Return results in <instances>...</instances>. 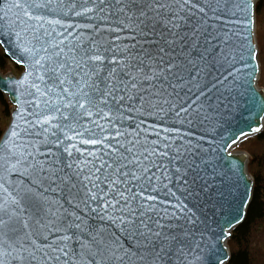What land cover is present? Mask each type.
<instances>
[{"label": "snow or ice", "instance_id": "1", "mask_svg": "<svg viewBox=\"0 0 264 264\" xmlns=\"http://www.w3.org/2000/svg\"><path fill=\"white\" fill-rule=\"evenodd\" d=\"M254 6L15 0L31 70L0 140V264H165L193 223L172 186L213 164L165 121L191 124L212 70L213 87L239 71L226 25L242 13L250 42Z\"/></svg>", "mask_w": 264, "mask_h": 264}, {"label": "water", "instance_id": "2", "mask_svg": "<svg viewBox=\"0 0 264 264\" xmlns=\"http://www.w3.org/2000/svg\"><path fill=\"white\" fill-rule=\"evenodd\" d=\"M14 2L0 0V9L3 10L0 12V40L4 41L0 46L7 58L22 70L17 75L13 71L4 72L0 66V92L11 104L9 121L0 140L13 122L17 109L13 94L21 100L28 99L27 91L19 81L31 70V57L22 50V46H27V38L23 41L16 38V33L23 35V32L17 23L20 10L14 7ZM254 5L250 42L247 39L248 23L242 13L230 16L229 19L236 22L226 25L235 33L236 58L233 63L239 71L222 85L213 87L216 79L222 78V73L226 75V71L224 68L219 72L212 70L203 82L207 85V94L197 102L201 108L191 124L187 121L180 123L171 115L165 121V127L178 128L182 134H190L185 135V139L199 143L213 161L212 167L202 173L203 179H198L190 190L172 186L176 196L187 206L185 211L193 223L181 221L187 235L181 233L178 247L170 249L165 264H226L231 257L228 239L234 228L244 221L252 200L254 177L248 170L251 157L245 150L232 151L231 148L244 137L259 134L264 128V87L258 84L257 0H254ZM78 22L85 21L82 18H65V23ZM18 122L23 124L22 120ZM233 140L237 142L225 150ZM9 178L18 179L15 175ZM241 214L243 219L237 223ZM226 233L230 235L226 236Z\"/></svg>", "mask_w": 264, "mask_h": 264}, {"label": "trees", "instance_id": "3", "mask_svg": "<svg viewBox=\"0 0 264 264\" xmlns=\"http://www.w3.org/2000/svg\"><path fill=\"white\" fill-rule=\"evenodd\" d=\"M259 25L260 45H262V20L264 18V0L256 6ZM9 59L0 46V66L4 72L21 71L17 64L9 65ZM264 69L262 72V77ZM263 83V81H262ZM9 103L0 92V136L10 116ZM240 147L251 155L249 170L254 177L252 200L247 208L244 221L236 226L229 238L231 257L227 264H264V131L257 136L244 140Z\"/></svg>", "mask_w": 264, "mask_h": 264}, {"label": "rangeland", "instance_id": "4", "mask_svg": "<svg viewBox=\"0 0 264 264\" xmlns=\"http://www.w3.org/2000/svg\"><path fill=\"white\" fill-rule=\"evenodd\" d=\"M258 2H259V0H257V4H258ZM262 29H263L262 30V37H261L262 38V45H260L259 25H258V21H257V13H256V37H257V41H258V45H259V55H258V58H259V63H260V76H259V79H258V84H259V86H263L264 87V74H263V77H262V72H263V69H264V18L262 20ZM12 64H14V63L10 61L9 62V65L11 66ZM9 71H13L17 75L21 72V71L19 72V71L14 70V69L9 70ZM262 81H263V83H262ZM10 106H11V104L9 103V107ZM8 121H9V118H7V124H8ZM263 131H264V128L262 129V131L260 133H262ZM257 135L258 134H253V135H248V136L244 137L237 144H235L231 148V150L232 151H235V150H245L246 152L249 153V155H250V157L252 159L251 153L247 149H244L243 147H240V143L243 142L244 140H249V139H251V138H253V137L257 136ZM250 162H248V170H249V164H250ZM249 172H250V170H249ZM228 242H229V239H228ZM228 245H229V243H228Z\"/></svg>", "mask_w": 264, "mask_h": 264}, {"label": "bare ground", "instance_id": "5", "mask_svg": "<svg viewBox=\"0 0 264 264\" xmlns=\"http://www.w3.org/2000/svg\"><path fill=\"white\" fill-rule=\"evenodd\" d=\"M246 217V216H245ZM227 264V263H226Z\"/></svg>", "mask_w": 264, "mask_h": 264}]
</instances>
